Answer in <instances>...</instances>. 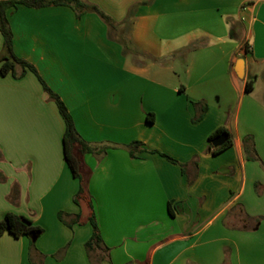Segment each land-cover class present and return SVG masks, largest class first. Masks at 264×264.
Returning <instances> with one entry per match:
<instances>
[{
    "label": "crops",
    "instance_id": "crops-1",
    "mask_svg": "<svg viewBox=\"0 0 264 264\" xmlns=\"http://www.w3.org/2000/svg\"><path fill=\"white\" fill-rule=\"evenodd\" d=\"M88 1L122 25L67 4H20L8 17L15 53L61 96L85 140L110 146L84 156L110 248L94 264H264V0ZM1 65L0 219L14 212L44 231L34 250L5 232L0 264H93L58 105L33 71L4 75ZM218 129L231 144L214 152ZM62 211L82 222L68 225Z\"/></svg>",
    "mask_w": 264,
    "mask_h": 264
},
{
    "label": "trees",
    "instance_id": "trees-1",
    "mask_svg": "<svg viewBox=\"0 0 264 264\" xmlns=\"http://www.w3.org/2000/svg\"><path fill=\"white\" fill-rule=\"evenodd\" d=\"M20 4L31 7H43L50 5L67 4L72 6L76 10L78 16H81L89 11L96 12L108 24L109 29L111 30L119 28L120 25L122 24L115 22L114 19L108 13H106L102 8H100L97 4L92 3L88 0H0V30L4 37L3 53L0 56V59L2 61L1 72L4 75L8 73H13V75L15 76H21L25 72H27V70L33 71L39 77L40 81L42 82L45 90L49 93L50 97L53 98L58 105L59 111L66 125L64 138H63L65 158L73 175L79 178L80 180V188L76 193L74 200L80 205L82 204V200H84L86 201L89 207V214L87 220L93 226V234L91 238L86 242V248L89 255L91 256V259H93V264H94L97 256L96 252L98 250L104 252L99 255V260H102L105 257H108L107 253L110 248L104 243L97 220L94 203L88 190V185H89L88 175L85 171L86 168H85L84 156L87 153H96L103 156L105 155L107 149L110 146L108 145L98 146L99 144H95L85 140L78 131L73 115L71 114L69 108L67 107L66 103L61 98V96L50 88V86L47 84L44 78L39 74L37 68L32 63H30L29 61H27L22 57H19L15 53L14 33L8 17V9L11 7H17ZM123 25L125 27L129 24H123ZM130 50H131L130 48L127 50L126 45L124 46L123 49L124 53ZM144 53L145 52H143V54ZM144 56L147 58L150 57L146 53ZM17 66L23 67V71L21 73L16 72ZM246 89L247 91L251 90L250 82L247 83ZM203 110L205 111V108ZM147 117L149 121L154 120L153 113L149 112ZM223 132L226 131L224 129H218L213 134H211L210 136L211 145L214 138ZM251 141H252L251 136L245 137V148L246 151L249 153L252 152V146H249ZM140 143L142 142L135 140L129 144L128 148L130 149L133 155H134V151L138 149L137 145ZM230 144H231V138L228 137V140L224 144L214 146L213 151L219 152L225 149L226 147H228ZM161 154L174 162H178V160H176L175 158H173L168 154L162 152ZM255 157L258 158V155L256 154ZM181 165L184 166V164ZM17 197H18V188L15 186L11 193V200L16 201ZM169 209L171 210V208ZM59 215L60 218L63 219L70 226H72L74 223L82 222L80 212L75 214L71 220L65 219V212L63 211L60 212ZM43 231L44 228L41 225L35 223L31 218L25 215L9 212L5 215L3 219H0V236L3 235L5 232H9L16 237L26 235L31 239V250L36 249L34 244V239L39 235H41ZM42 257H44L43 254ZM32 264H43V261L41 260L39 262H35L34 260H32Z\"/></svg>",
    "mask_w": 264,
    "mask_h": 264
},
{
    "label": "water",
    "instance_id": "water-1",
    "mask_svg": "<svg viewBox=\"0 0 264 264\" xmlns=\"http://www.w3.org/2000/svg\"><path fill=\"white\" fill-rule=\"evenodd\" d=\"M228 140V134L226 132H223L219 134L214 140L213 143L215 145H222Z\"/></svg>",
    "mask_w": 264,
    "mask_h": 264
}]
</instances>
